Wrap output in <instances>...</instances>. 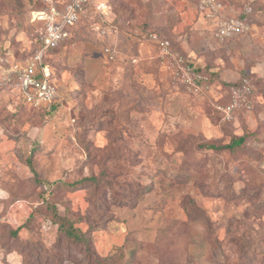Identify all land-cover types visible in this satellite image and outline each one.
Segmentation results:
<instances>
[{
  "label": "rangeland",
  "instance_id": "rangeland-1",
  "mask_svg": "<svg viewBox=\"0 0 264 264\" xmlns=\"http://www.w3.org/2000/svg\"><path fill=\"white\" fill-rule=\"evenodd\" d=\"M110 1L104 32L84 21L47 59L50 110L0 92V264H264V0H220L251 15L223 43L199 0ZM35 5L0 0V56L35 47ZM244 75L254 107L222 120Z\"/></svg>",
  "mask_w": 264,
  "mask_h": 264
},
{
  "label": "built area",
  "instance_id": "built-area-1",
  "mask_svg": "<svg viewBox=\"0 0 264 264\" xmlns=\"http://www.w3.org/2000/svg\"><path fill=\"white\" fill-rule=\"evenodd\" d=\"M46 6L30 11V22H38L42 29V48L25 66L11 64L6 68L0 66V84L11 82L12 89L26 102L33 106L49 105L57 96V86L50 81V68L41 64L44 50L56 47L60 42L71 37V27L79 15L91 8L92 15L98 22L97 31L104 32L102 24L110 22L112 6L107 0H40ZM62 6V7H61ZM61 7V8H59ZM199 10L206 18L215 19L213 35L220 42L248 31L249 25L244 19L230 16L224 10L220 0H199ZM102 28V29H100ZM162 49H167L168 41H161ZM167 51V50H166ZM105 53L109 59L114 58L111 49L106 47ZM190 68L186 69L188 75ZM189 82H192L188 78ZM224 102H215L214 107L222 120L233 119L238 110H251L255 104V91L247 78H242L237 85H231L221 95Z\"/></svg>",
  "mask_w": 264,
  "mask_h": 264
},
{
  "label": "trees",
  "instance_id": "trees-1",
  "mask_svg": "<svg viewBox=\"0 0 264 264\" xmlns=\"http://www.w3.org/2000/svg\"><path fill=\"white\" fill-rule=\"evenodd\" d=\"M107 1L111 4L110 0H107ZM45 6L46 5L43 2H41L40 0H36V5L32 9L42 8V7H45ZM61 7H59V8H61ZM223 7H225V6L223 5ZM250 8H252V7H250ZM90 15H92V11H91V8H88L87 11H85L84 14H80L79 15L78 22L74 26L71 27V37L70 38L60 42L56 47L48 48V49L43 51L42 57H41V64H45V65L49 66V68H50V76H49V78H50V81L52 83H54L55 85H56V83H55V79H54V76H53L54 73H53L51 65L49 64L47 59L50 57V55H51V53L53 51L58 50V49H60V48H62V47L67 45V43L72 39V37L74 35V32L77 29L78 25H80L84 21H89V20H93V23H97L98 24L96 19H93V18L89 17ZM233 16H236L237 18L249 21V17L251 15H250L249 12H246L243 9L241 14L233 15ZM29 20H30V15H29ZM31 23L35 26V33H34L35 34L34 38H35V43H36L35 47L29 52V54L27 56L22 57L21 60H17V59L9 60L8 59L9 57H8L7 54H4V55L0 56V66L1 67L6 68V67H8L11 64H17L19 66H25L31 61V59L35 56V54L38 51L41 50V48H42V40H41L42 29H41V25L38 22H31ZM104 25L105 24L101 23V26H104ZM244 77L247 78L249 80V82L254 87V84L252 82V79H251L250 75H244L237 82L228 85L227 88H229L231 85H237L241 81V79L244 78ZM0 79H1V77H0ZM11 84H12V81L11 82H6V83H1L0 84V92L5 94V95L8 94L7 97H8V101H10V103H12V101L15 100V104L17 106L26 105V104L29 105L26 102V100L22 98L21 94H16V93H15V95L11 94V93H13L12 92L13 89H12V85ZM254 91H255V89H254ZM255 98H256V96H255ZM55 101H56V99L54 101H52L49 105L38 106V107H35V108L43 107L46 110H50L52 108V106H53ZM243 111H246V110H244V109L238 110V114L243 112ZM244 140H245L244 136H239V137L233 138L230 142H228L226 144H223V145L209 144V145H207V148H213V149H224V148H226V149H231L232 150L235 147L240 146L244 142ZM87 179L90 180V181H96L97 178L95 176H91V177H88ZM57 217H58L59 233L61 235H63L64 237H66V238H68L70 240H73L75 242H78V243L80 242V243H84V244L88 245L89 241H88V238L86 237V232L81 233L79 229L75 228L72 225V223L69 221V219L66 216H57Z\"/></svg>",
  "mask_w": 264,
  "mask_h": 264
}]
</instances>
